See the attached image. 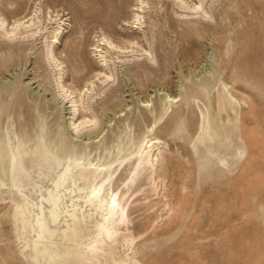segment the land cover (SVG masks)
<instances>
[{"label":"rangeland","instance_id":"obj_1","mask_svg":"<svg viewBox=\"0 0 264 264\" xmlns=\"http://www.w3.org/2000/svg\"><path fill=\"white\" fill-rule=\"evenodd\" d=\"M136 2L0 0V14L13 21L18 16L28 18L40 8L43 20L49 10L68 18L70 25L56 44L58 56L65 60V70L68 68L62 79L67 85L82 87L101 66L93 44L94 36L102 30L113 34L116 41L134 36L151 48L152 61L145 56L133 58L138 52L122 53L119 58L114 55L110 60L115 80H97L91 91L95 94L102 90L90 101V106L99 111L100 120L103 115L114 116V108L125 103L130 107L123 114L131 117L147 94H151L152 108L166 90L182 94V100L170 108L157 130L160 139L167 142L164 154L173 159L171 168L164 161L165 193L158 196L146 185L141 200L133 203L142 207L132 214L135 224H143L142 228H133L140 235L139 244L153 249V254L143 256L140 248V264H264V0H203L213 15L210 19L191 14L175 0H149L141 28L133 25ZM108 4H114V9H108ZM108 23L114 27L109 28ZM49 24L37 34H0V93L10 107L13 132L21 128L22 122L35 121V103L47 116L49 127L55 119L63 123L68 117L71 104L63 101L55 85L59 70L44 55L46 36L53 26ZM80 60L86 64L83 70L76 69ZM206 62L219 70V78L231 87L230 94L218 78L209 97L202 96L207 101L187 100L191 83L199 79L194 73L201 71ZM144 68L149 72L147 76ZM161 74L166 76L163 81L158 78ZM220 93L224 95L219 103ZM205 105L218 119L212 131L206 123L208 130L215 137H225L217 152L226 159L224 164L207 154L198 141L204 123L201 109L208 113ZM119 115L111 124L99 120L98 126L105 127V140L113 137L124 118ZM141 127L145 124L136 121L133 136L141 132ZM17 135L11 134L15 144ZM82 138L72 139L80 142ZM211 143L213 149L218 147L215 139ZM25 147L30 152L24 156L27 159L34 140ZM36 169V165L31 168L33 174ZM127 175L125 171L124 177ZM10 194L0 190V264H5L6 254L11 264H29L21 252L24 241L18 238L21 233L13 218L11 201L17 198Z\"/></svg>","mask_w":264,"mask_h":264},{"label":"bare ground","instance_id":"obj_2","mask_svg":"<svg viewBox=\"0 0 264 264\" xmlns=\"http://www.w3.org/2000/svg\"><path fill=\"white\" fill-rule=\"evenodd\" d=\"M175 3L190 10L191 14H199L202 19L213 18L208 8L204 7L203 0H175ZM149 4V0H137L132 15L136 28H141L145 16L142 13ZM107 7L114 9V4ZM39 12L41 9L37 8L32 16H18L13 21L0 14V34L10 37L17 34L22 36L30 31V34H37L47 29L49 23L53 24L46 36L48 41L44 55L53 67L58 68L56 88L63 101L71 105L63 123L55 119L52 127H49L47 116L35 103V121L22 122L21 128L13 132L10 107L0 93V190H8L10 195L17 198L11 203L14 223L21 233L18 238L24 241L21 252L29 264H140L137 257L141 253L140 248L143 249V256L153 254V249L139 244L140 235L133 228H142L143 224H135L132 214L141 211L142 207H135L133 203L141 200L146 185L158 196L165 193L164 161H168L171 168L173 159L164 154L167 142L160 139L157 130L170 108L182 100V94L166 90L155 108H152L151 94H147V99L141 100L131 117L123 114L130 107L125 103L114 108V116L103 115V121L100 120L99 111L90 106V101L102 90L95 94L91 91L96 88L97 80L102 83L115 80V69L109 64L110 60L115 58L114 55L119 58L122 53L138 52L133 58L145 56L152 61L155 59L151 48L143 46L134 36L121 37L122 41H116L113 34L102 30L94 36L93 44V51L101 66L93 77L85 79L82 87L67 85L62 79L68 68L65 70V60L58 56L56 44L70 23L66 22L68 18L55 11L49 10L44 20ZM112 25L108 23L109 28ZM207 62L201 71L194 73L199 79L191 83L187 100L202 101L216 87L219 70L210 68ZM84 68L86 64L80 60L76 69ZM143 72L144 76L149 73L145 68ZM165 77V74L158 76L162 81ZM219 79V84L230 94V85L223 78ZM223 95L218 94L219 103ZM27 101L32 103L33 99L27 97ZM205 108L208 113L201 109L204 123L198 141L207 154L214 155L224 164L226 159L217 153L223 147L224 136L215 137L210 133L218 119L210 115L209 105H205ZM119 113V118L122 115L124 118L113 132V137L105 140V127L98 126L99 120L110 123ZM136 121L142 122L145 127H141V132L133 136L132 128ZM12 133L18 134L17 144L12 142ZM74 137L83 138L78 142L72 139ZM213 139L219 143L216 149L212 148ZM31 140H34V149L26 159L24 156L30 152L25 145ZM195 150L199 152L197 148ZM35 165L37 169L33 174L31 168ZM125 171L128 172L126 177ZM47 178L48 181H45ZM132 196L134 198L130 202ZM3 259L5 264H11L8 254L3 255Z\"/></svg>","mask_w":264,"mask_h":264}]
</instances>
